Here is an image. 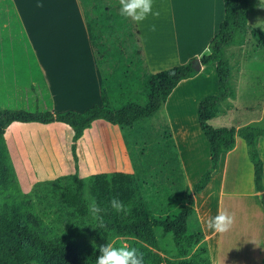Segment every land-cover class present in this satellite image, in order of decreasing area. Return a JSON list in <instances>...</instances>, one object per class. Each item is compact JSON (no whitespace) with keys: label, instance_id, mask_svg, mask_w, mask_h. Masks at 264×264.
<instances>
[{"label":"trees","instance_id":"obj_1","mask_svg":"<svg viewBox=\"0 0 264 264\" xmlns=\"http://www.w3.org/2000/svg\"><path fill=\"white\" fill-rule=\"evenodd\" d=\"M89 37L102 73L103 105L84 112L0 109V264H96L99 246L127 244L143 254L144 264H213L201 223L190 222L197 214L195 195L202 191L219 167L222 152L236 146V135L246 140L255 168V186L264 192V164L258 140L264 128L255 125L216 126L215 117L225 100L235 94L228 48L240 31L249 30L264 46V30L249 27L252 0H224L225 19L211 40L212 54L203 52L202 65L217 63L219 92L202 98L199 121L211 145L212 166L191 188L184 171L167 117L159 115L174 88L200 71L193 57L187 62L156 72L144 65L139 31L135 22L119 13V0H81ZM145 98V100H143ZM123 126L125 143L134 172H99L90 177L91 195L102 209L103 220L88 212L89 202L81 185L61 194L68 226L85 229L93 240L72 241L33 221L35 208L27 204L6 141L7 128L15 121L62 122L73 129V147L95 120ZM145 129L144 142L138 136ZM130 133V134H129ZM156 136L158 147L149 141ZM135 137V138H134ZM133 139H137L134 140ZM141 141V142H140ZM178 186L180 192H175ZM118 197L128 209L117 213L109 201ZM264 202V196H263ZM173 234L177 247L173 258L153 248L158 231ZM118 235L113 239L114 234Z\"/></svg>","mask_w":264,"mask_h":264},{"label":"crops","instance_id":"obj_2","mask_svg":"<svg viewBox=\"0 0 264 264\" xmlns=\"http://www.w3.org/2000/svg\"><path fill=\"white\" fill-rule=\"evenodd\" d=\"M157 2L158 0H153V4ZM178 2L182 6H188L189 10L185 13L187 19L177 16L175 0H169V28L164 27L161 16L159 20L154 15H149L143 22L136 23L144 65L149 72L156 73L183 64L193 57L199 59L218 34L225 19L224 0ZM153 12L157 11L153 9ZM173 15H176V24L172 28ZM153 25L155 31L152 30ZM248 25L264 30V0H252ZM175 39L178 43L175 47H170L169 42H174ZM254 62L258 63L256 68L264 83L261 71L264 69L259 66L264 61L256 59L252 63ZM230 63L232 78L236 80L243 74L245 69H242V65L245 62L239 68L237 61L233 62L230 58ZM248 64H251L250 61ZM218 92L217 63L201 64L197 75L179 82L162 108L172 129L185 182L190 188L212 166L211 145L200 125L198 110L202 98ZM238 98L239 94L235 92L224 101L215 117V124L219 123L216 126H236L239 129L244 125L261 124L264 121V87L259 109L253 111L245 121L241 114H236L239 113V103L246 106L248 111L254 106L250 107V101L245 104ZM39 101L44 102L49 109H38ZM95 104L103 105L102 73L89 37L81 0H0L1 108L13 109L17 106L18 109L13 110L84 112ZM33 108L37 109L32 110ZM174 119L180 120L177 129ZM60 124L65 123L52 122L47 127L53 130L60 128L65 132L69 130ZM95 125L115 124L95 120L77 141L82 155L87 153V133ZM7 130L5 137L12 154ZM69 132L71 133L70 130ZM11 134L20 142L19 135L22 133L18 131ZM258 150L264 164V135L258 140ZM262 194L264 192L256 190L255 168L246 140L237 134L236 146L230 151L222 152L218 169L206 187L195 195L197 214L201 225L205 227V242L216 239L214 252L212 245H208L213 264H264ZM219 211H227L235 218L231 229L223 234L214 233L206 227L207 219Z\"/></svg>","mask_w":264,"mask_h":264},{"label":"rangeland","instance_id":"obj_3","mask_svg":"<svg viewBox=\"0 0 264 264\" xmlns=\"http://www.w3.org/2000/svg\"><path fill=\"white\" fill-rule=\"evenodd\" d=\"M168 1L158 0L157 4L152 5L153 9L159 12V15L154 17L160 20L161 16L164 20L165 28H169L170 26ZM187 7L180 5L178 0H175V12L179 17L184 16L183 20L187 19L185 17V13L189 10ZM174 18H176V15H173L172 28L176 24ZM183 26H186V24ZM179 30H181V27ZM174 33L178 35L175 31ZM176 41L177 39L174 42H169V46L175 47L176 43H178ZM228 55L233 62L237 61L238 68L245 62V65H242V69H245L243 74L239 78H236V80L232 78L233 88L239 94L238 100L240 101L241 99V102L245 104H248L250 101V107L254 106V108L248 111L246 106L239 103V113L236 114L238 116L241 114L240 116L243 117L241 118L245 121L249 119L248 117H251L253 111H257L260 107V95L262 94L264 83L260 80L262 78L256 68L258 63L254 62L253 64L252 62L256 59L264 61V49L262 46L259 48L249 30H244L237 34L233 45L228 48ZM239 61L240 64H238ZM249 61L251 64L247 65ZM259 66L264 69V63H261ZM261 71L264 74V70ZM37 107L42 110L49 109L42 101L38 102ZM0 109H2L1 106ZM13 109H18V107L14 106ZM35 109L37 108H33L32 110ZM164 114L163 109L160 110L159 115L165 116ZM97 121L109 123L104 119ZM216 121L218 122L219 119H216ZM179 122V119H174L176 129ZM60 125L67 127L71 133L73 132L67 125ZM255 125L264 127V121L261 124ZM39 126H43L44 128L40 129L38 128ZM47 126L49 125L37 122H18L11 124L7 130V140L11 146V156L24 195L23 198L27 204L35 208L36 216L32 215V218L36 224H39L41 221L53 232L59 234V236L72 241L93 240L85 229L81 227L72 228L67 225L66 220L68 216L62 204L61 194L67 187H76L79 184L83 188L84 197L89 202L92 198L90 179L87 181L86 187L85 181L79 179V177L83 175L91 177L93 174L99 172H134L130 154L125 144L124 135L127 129L120 125H95L87 133L86 141L89 142L86 150L87 153L86 155H82L78 144H76V148L73 147V135L69 130L66 132L63 129L60 130V128H54L53 130ZM18 131L22 133V135H19L20 142L11 134H16ZM145 131V129L141 130L138 136L142 142H144L147 136L144 135ZM149 143L158 147L157 137L154 136ZM110 152L113 153L111 154ZM174 190L175 192H180L178 186ZM262 195L264 196V194ZM197 221L200 222L198 214L190 218L191 223ZM202 228L205 231V227L202 226ZM113 237V239H117L118 235L115 233ZM205 244L207 246L212 245L214 252L216 239L214 238L210 242L208 241V243L205 242ZM237 246L239 247L238 244ZM153 249L164 257L173 258L177 252L173 234L165 235L159 230L158 244Z\"/></svg>","mask_w":264,"mask_h":264},{"label":"clouds","instance_id":"obj_4","mask_svg":"<svg viewBox=\"0 0 264 264\" xmlns=\"http://www.w3.org/2000/svg\"><path fill=\"white\" fill-rule=\"evenodd\" d=\"M152 4L153 0H119V13L125 19L130 18L135 23H141L149 15H159L158 11L153 12ZM40 6L42 5H38V7ZM152 30L155 31L154 25L152 26ZM205 54H212L211 47L205 49ZM79 179L85 181V186L87 187V181L90 177L83 175ZM109 205L117 213H127L128 211L125 204L118 197L111 198ZM104 211L106 209H102L94 197L91 198L88 204L90 215L102 221L103 217L100 214ZM234 219V216L227 211H219L215 216L207 219L206 227L214 233L223 234L231 229ZM96 264H144V261L143 254L139 253L136 248H130L127 244L115 247L113 243L108 242L105 245L99 246Z\"/></svg>","mask_w":264,"mask_h":264},{"label":"water","instance_id":"obj_5","mask_svg":"<svg viewBox=\"0 0 264 264\" xmlns=\"http://www.w3.org/2000/svg\"><path fill=\"white\" fill-rule=\"evenodd\" d=\"M196 66H197L198 68H200V67H201V62H200V60H199V59H197V60H196Z\"/></svg>","mask_w":264,"mask_h":264}]
</instances>
